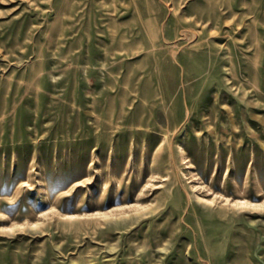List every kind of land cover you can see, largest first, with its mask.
Instances as JSON below:
<instances>
[{
	"label": "rangeland",
	"instance_id": "1",
	"mask_svg": "<svg viewBox=\"0 0 264 264\" xmlns=\"http://www.w3.org/2000/svg\"><path fill=\"white\" fill-rule=\"evenodd\" d=\"M0 264H264V0H0Z\"/></svg>",
	"mask_w": 264,
	"mask_h": 264
},
{
	"label": "bare ground",
	"instance_id": "2",
	"mask_svg": "<svg viewBox=\"0 0 264 264\" xmlns=\"http://www.w3.org/2000/svg\"><path fill=\"white\" fill-rule=\"evenodd\" d=\"M257 32V31H256ZM252 43H253V45L255 46V48L253 49L254 51H256V52H259V51H261L262 49H263V47L260 45V42H259V40L257 39V38H254L252 41H251ZM251 46H252V44H251ZM248 47H250V45L248 46ZM224 55H228V56H230L231 57V52H230V50H227L225 53H224ZM184 68V67H183ZM257 71H255L254 73H256ZM253 73V74H254ZM234 76H235V74H234ZM233 77V76H232ZM138 80H140V78L138 79ZM241 83H243V82H241ZM256 83V82H255ZM258 85V84H257ZM239 88V87H238ZM247 88V87H246ZM246 88H245V86L244 85H240V89H243L244 91H245V93H246ZM258 89V88H257ZM236 91V90H235ZM260 91V90H259ZM244 93V92H243ZM244 93V94H245ZM253 93V92H252ZM146 95V94H145ZM197 96V95H196ZM255 97V96H254ZM205 111V110H204ZM153 115V114H152ZM211 118V117H210ZM190 167H192V163L191 162H188V165H187V168H190ZM200 200H202V198H200ZM208 202H210V203H213L214 201H215V199H208L207 200ZM226 202H228V198H227V200H226ZM251 202L250 201H247V200H245V199H243L242 201H240V202H238L237 200L235 201V202H233V203H225V204H223L222 205V208H224L223 210H225L226 208H228V207H231V208H236L237 206H242V207H248V206H251ZM146 210L147 209V207H142L141 209L138 207V206H134V207H132L131 209H129V210H120V211H114V210H112V211H109V212H104V213H102V214H98V215H94V216H91V218H93L94 219V221H97L98 223H104L103 221L105 220V219H108V218H114V217H117V216H119V217H122L125 213H126V215H129L133 210H135V212H140V211H143V210ZM144 210V211H145ZM141 213V212H140ZM143 214H141V216H142ZM65 216V218H68V219H72L73 217V215H68L69 217H67V215H63V217ZM80 221H81V223L83 224V223H89L90 221H91V219H86L85 218V220L84 219H80Z\"/></svg>",
	"mask_w": 264,
	"mask_h": 264
}]
</instances>
